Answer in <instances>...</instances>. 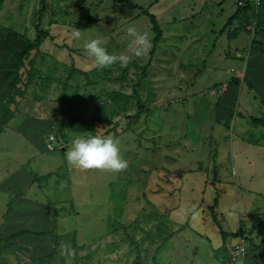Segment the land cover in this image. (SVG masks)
Returning <instances> with one entry per match:
<instances>
[{
    "label": "rangeland",
    "instance_id": "rangeland-1",
    "mask_svg": "<svg viewBox=\"0 0 264 264\" xmlns=\"http://www.w3.org/2000/svg\"><path fill=\"white\" fill-rule=\"evenodd\" d=\"M39 1L0 0V36L14 40L6 54L35 41L37 24L46 32L21 66L3 75L0 264H153L161 247L158 264L187 262L194 248L206 264L210 246L189 227L198 215L194 208L218 200L222 191L215 182L232 183L237 165L232 152H253L251 144L232 146L238 134L233 120L245 123L244 141H258L259 127L264 131L251 120L264 117L257 106L262 94L242 80V72L258 66L246 64L256 55L250 42L264 25V3L257 15L239 13L232 27L225 22L236 0H44L38 21ZM138 7L154 14L161 29L157 42ZM130 26L151 34L145 56L132 54ZM74 28L84 33L81 41L71 39ZM96 36L110 53L132 56L130 62L96 68L83 48L84 40ZM233 39L240 43L236 51L226 45ZM4 48L0 44L1 56ZM227 73L232 76L225 78ZM223 84L230 86L219 104L232 94L239 113L225 109L228 120L219 122L212 93H220ZM89 134L116 138L128 167L69 164L71 141ZM241 166L244 181L235 179L239 215L257 208L264 217V175ZM48 173L45 182L32 183L34 175ZM164 198L178 206L175 221L183 224L178 231L168 222L171 208ZM19 229L45 234L4 241ZM171 231L176 233L168 239ZM251 235L250 230V240ZM168 246L178 253L164 255Z\"/></svg>",
    "mask_w": 264,
    "mask_h": 264
},
{
    "label": "crops",
    "instance_id": "crops-1",
    "mask_svg": "<svg viewBox=\"0 0 264 264\" xmlns=\"http://www.w3.org/2000/svg\"><path fill=\"white\" fill-rule=\"evenodd\" d=\"M237 9L238 7L235 4V7L232 8L227 14L226 20L229 17H231L236 12ZM239 13L243 15L246 12L240 9ZM238 15L239 14H237L231 20L233 24V25L231 24L232 27L235 25V22H237L235 18ZM236 26H237V23H236ZM261 29L262 30H259L260 34H258L256 37L253 36L254 39L252 42H250V45L252 46L251 50L256 55L253 58L249 59L246 64V65L252 64V66L253 64H258V66L252 70L246 71L245 73L242 72V80L243 82L244 81L247 82V87L249 88L250 91L252 90V92L255 93V91L258 90L262 94L261 99L257 98V103L258 102L260 103L259 105L257 104V106L259 110L261 109L260 107L263 108V113L262 112L261 113L264 114V25ZM239 33H237V35H239ZM13 42L14 40L12 37L6 38V40L4 41L3 37L0 36V44H3L5 46L3 50V55L2 56L0 55V66L11 67L13 66V64H16L18 62V57L22 50L17 51L15 52V54H12V55L6 54L5 52L6 44L11 45V43ZM253 42L256 43L254 46H253L254 44ZM237 43L238 41L237 40L235 41L234 39L230 41V43L229 41H226L227 47L229 46L232 51H236ZM19 46H22V44H20ZM221 51L224 53L222 49ZM3 56H4L3 59H6V60H3V59L1 60V57ZM235 67L239 68V64H237V66L235 65ZM5 71L7 70L5 69L0 70V95L2 94V89L7 86V81H6L7 75L3 77V75L5 74ZM219 73L225 75L222 71H219ZM230 76L232 75L227 73V76L225 78H229ZM229 86H230L229 84H226L225 90L221 93H216V94L212 93L214 94L213 98L214 99L216 98L215 99L216 101L214 100L217 106V113H218L216 121H219V122L221 121L226 122L228 119L226 120L227 117L225 115L227 114H226L225 109L233 108L234 101H233L232 94H226L225 98H223L222 102L219 104V100L221 96L224 94V92L225 93L227 92V90L229 89ZM233 87H235V85H233ZM233 113L236 114V113H239V111L236 110L234 107ZM241 123L245 125V123L240 118L233 120V127H234L233 129H236V132L238 134L233 136L231 140L232 146L233 144H235L236 146H241L242 148H248V145L251 144V147L249 148L250 150H253V152L250 155L244 154L243 152H241L240 149L236 150L235 152H232V156H233L232 160H234L235 163L238 165L237 166L233 164L232 174L234 173V180L232 181L231 184H225V182L223 183L215 182L217 187L219 185L220 186L219 189H221L222 191L218 196L217 205L214 207V214H215L217 223L213 221L212 215L210 214V211L208 210V205H210L211 203L207 202L206 204H203L202 201L199 200L201 201V203L196 205V207L194 208V211H196L198 215H196L193 218V223L190 220V224H189V227L193 230V232L196 235H199L201 239L203 240V242L201 241V243L206 242L210 246L208 250L205 249L206 256H207L206 264H228V252H229L231 245L237 241L236 235H237L238 229H240V226H241L240 223L243 222L242 220L249 221L252 224V228L251 227L250 228H251V232H253V235H251L252 238L250 240V249L247 255V262L248 264H264V217L259 216L260 211L256 210L257 208L252 209L251 212H247V210H245L241 212L239 215V206H238V202L235 197L236 190H237L235 179L239 178L241 182L244 181L243 176L241 175V172L244 168L241 165H249L247 167L248 169L245 170L247 173L249 172L252 174L264 175V131L260 129L262 127H259L258 133H259L260 140L255 141V142L244 141L242 139L244 132H243V128L240 126ZM211 133H212V130L210 129L208 132V135L210 137H212ZM235 170L237 171L236 173H235ZM174 179H176L175 183L179 184V180L177 179V177H175ZM171 186H172V183H169L167 185V188L169 189ZM204 186H205V190H207L206 184H204ZM261 193L264 194V192H261ZM163 204L164 205L167 204L168 207L171 208V211L169 212L168 222L171 223V226H174L176 228L175 231L180 230L181 227L179 228V226L183 227V224L175 221L176 215H179L178 206L169 203L168 198L167 199L164 198ZM240 207H241V204H240ZM257 211H259V213ZM187 212L188 210H186V213ZM245 217H247V219H244ZM220 228L224 230L225 232L234 233L235 236H230V235L222 236L220 233ZM175 231H171V233L167 234L168 239L171 238V235L173 233H176ZM168 247H170V251L164 253V255H171L173 253L174 254L178 253V250H177L178 248L173 247V246H168ZM162 249L163 248L161 247L160 251ZM160 251H157L156 249L155 253H156L157 259L154 260L153 264H158L160 260ZM192 252L194 255L191 254L187 262L184 261V263H181V264H202L198 256L195 255L198 253L197 249L194 248ZM179 254L184 255V253H179ZM166 261H167L166 264H171L170 261L168 260Z\"/></svg>",
    "mask_w": 264,
    "mask_h": 264
},
{
    "label": "clouds",
    "instance_id": "clouds-1",
    "mask_svg": "<svg viewBox=\"0 0 264 264\" xmlns=\"http://www.w3.org/2000/svg\"><path fill=\"white\" fill-rule=\"evenodd\" d=\"M132 37L131 48L135 57L145 56L152 47V36L149 32H139L136 27L127 29ZM84 36L79 28L70 32L73 41H81ZM83 48L90 57L94 59V66L104 69L119 63L126 66L132 56L127 53H110L99 37H90L83 42ZM66 161L80 169H107L122 171L128 167V161L123 159L120 152L119 141L112 136L93 135L76 136L71 141V147L65 153Z\"/></svg>",
    "mask_w": 264,
    "mask_h": 264
},
{
    "label": "trees",
    "instance_id": "trees-1",
    "mask_svg": "<svg viewBox=\"0 0 264 264\" xmlns=\"http://www.w3.org/2000/svg\"><path fill=\"white\" fill-rule=\"evenodd\" d=\"M122 1V0H121ZM40 8L38 10V21L40 20L41 18V15L44 11V6H45V2L44 0H40ZM124 4V3H123ZM133 7H137L136 5H133ZM140 9V13H143L145 14L148 18H149V21L152 25V30L153 32L155 33L154 35V38H153V42H157L159 37L161 36V29L159 27V24L157 23V20L154 16L153 13L149 12L147 9H144L142 7H138ZM240 12V9L238 8L236 10V12L231 16L229 17L226 22H225V25L229 24L231 22V20L237 15L239 14ZM222 30V29H221ZM46 34L45 31L43 30H40L38 29V24L36 25V39L35 41H26L25 42V45H24V48L22 49V51L20 52L19 54V57H18V62L11 66V67H6V66H0V70H13L15 67H18V66H21L22 63H23V60H24V57L33 49H35L39 43H40V40L41 38ZM153 50V49H152ZM152 52V51H150ZM252 122L257 124V125H262L264 126V117H252L251 118ZM49 173L46 174V175H41V176H33V179H32V183H42V182H45L47 180V178L49 177ZM217 197H214L213 199V202L208 205V210L210 211V214L212 215V218H213V221L215 223H217V220H216V217H215V214H214V207L217 205ZM220 233L222 236H226V235H230V236H235L234 233H228V232H225L224 230H222L220 228ZM45 234V231H34V230H30V229H19L17 231H14V232H11L9 233L6 237H5V242L6 241H12V240H15L19 237H22V236H26V235H32V236H43ZM1 238H0V243H1ZM137 262V261H136ZM136 262H134L133 264H136Z\"/></svg>",
    "mask_w": 264,
    "mask_h": 264
},
{
    "label": "built area",
    "instance_id": "built-area-1",
    "mask_svg": "<svg viewBox=\"0 0 264 264\" xmlns=\"http://www.w3.org/2000/svg\"><path fill=\"white\" fill-rule=\"evenodd\" d=\"M264 0H236V6L242 10H246L258 14L259 7ZM226 84H223L218 92L225 90ZM217 90V89H216ZM250 226L241 224L237 231V241L231 245L228 252V264H248L247 255L250 249Z\"/></svg>",
    "mask_w": 264,
    "mask_h": 264
}]
</instances>
